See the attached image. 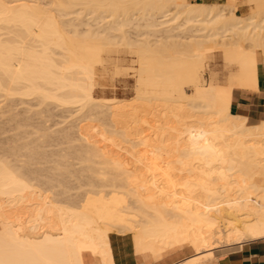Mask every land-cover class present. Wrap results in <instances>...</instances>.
Here are the masks:
<instances>
[{"label":"bare ground","instance_id":"1","mask_svg":"<svg viewBox=\"0 0 264 264\" xmlns=\"http://www.w3.org/2000/svg\"><path fill=\"white\" fill-rule=\"evenodd\" d=\"M39 1L0 0V99L78 107V120L91 114L98 122L105 114V134L83 136L84 141L120 144L134 165L128 168L108 150L89 153L86 159L99 157L106 167L94 170L97 182L86 186L80 200L81 194L60 203L47 195L52 189L43 191L26 171L0 159V264H83L86 251L109 262L113 255L105 250L114 231H134L137 251L151 252L156 261L177 249L197 252L179 264L211 259L216 246L264 239V121L252 126L232 111L233 85L258 91L257 68L264 62V17H258L264 14V0H228L230 12L188 0H48L51 9ZM240 2L252 5L254 13L236 15ZM77 7L101 20L112 17V27L105 36L82 32L80 24L64 23L54 13L70 16ZM134 9L141 10L153 35L178 34L152 40L150 32L129 40L122 28L129 18L118 21L134 15ZM212 44L223 50L227 66L238 67L229 89H222L213 73L205 80ZM121 46L138 63L135 101L143 115L162 109L156 126L147 116L149 122L141 121L152 125L150 134L126 126L131 117H145L135 119L138 109L95 97L97 67H105L106 55L119 53L113 49Z\"/></svg>","mask_w":264,"mask_h":264},{"label":"rangeland","instance_id":"2","mask_svg":"<svg viewBox=\"0 0 264 264\" xmlns=\"http://www.w3.org/2000/svg\"><path fill=\"white\" fill-rule=\"evenodd\" d=\"M124 1L125 3H128L130 0L127 1L123 0V2ZM188 1L193 4H206V5L217 4L222 8H224L225 5L231 6V3H229L228 0H188ZM39 3L43 5L42 6L40 4L43 7V9H51L50 7L51 5L49 4L50 2L48 0L47 1L40 0ZM48 5L49 7L47 8ZM228 6L227 8L225 6V8L228 10L233 9V7L228 8ZM80 8L82 7H77L74 10L71 9L72 11L69 10L70 16L67 13L66 14L61 12L58 13L57 11L54 13L55 15H58L56 17H58L59 20L64 23L69 24V22H73L74 24L77 23L80 24L79 30L80 31L82 30V32H87V31L94 32L95 30V33L98 34L101 33V36L102 34L103 36H105L106 34L104 31L110 28L109 27L110 25L111 27L113 25L112 17L107 18L105 20L103 19L101 20V18L97 17V15L99 14L83 13L80 10ZM235 10H236L235 11L236 15L240 17H249L254 13V10L252 9V5L248 6L247 4H243V3H239V7ZM73 11L76 12L75 13L76 15L74 14L75 16H73V14L71 13ZM141 13H142L141 10L134 9V15H131L130 17H126V19H123L125 17H122L121 20L119 18L118 23H122V20L124 22L125 20H127V18H129L130 20L129 21L130 24L129 22H127L129 25L126 23V25L122 27V28L125 27L123 30H125L124 32H126V37L129 40L133 41L134 39V41H136L139 39V36H140L139 40H141L142 38L148 36V34L151 32V30L146 27L147 22L140 17ZM77 14L80 15L79 18L77 17ZM83 14L86 15L84 16ZM263 17L264 14L258 17V21H260ZM86 23L88 25H86ZM89 25L90 26L92 25V27H88ZM111 33L116 35L119 34L116 32L114 33V31ZM150 34H151V39L155 40L156 38L162 39L163 36L176 35L178 34V32H173L171 34H165V35L161 33L153 35L152 32ZM182 35L185 36L186 34H182ZM189 35L191 34H188V36ZM119 39L121 40V38ZM212 47L213 48H211L210 51L208 52L209 54L208 56H210L209 57L210 62H209V69L205 73V80L208 83L211 79V73H213L214 75L217 76L216 77V79L218 80L217 84L222 86L221 87L222 89L229 86L227 87L229 89L231 87L229 85L230 84L229 80L231 79L232 76H234L237 73L238 67L235 65L227 66L226 62L223 59V53H222L223 50L218 45L217 47H215V45L212 44ZM245 47L248 48V45L245 44ZM115 50H118L119 53L116 54L114 53L112 54V56L106 55L105 67L103 66L97 67L96 82H95V97L100 102H104V100L109 99V100H114L115 102H120L124 105H127L128 107L132 105V107H129L130 109L132 108L131 111L132 110L134 111L135 110L134 108L138 109L137 111L135 110L136 114L134 115L135 117L137 115V117L136 118L134 116L133 117L136 120L137 118L140 119L145 116L143 114H145L146 112H143L139 102L137 100L135 101L136 73H137L138 63L136 62L135 56L130 54V50L127 47L121 46L119 48L113 49V51ZM184 87L188 94H192L193 88L191 86L186 85ZM227 88L226 90H228ZM235 89H240L244 92H248L247 90H243L233 85V89H232L233 95ZM38 100L39 99H34V98L24 99L23 97L21 98L13 97L10 98L9 100L8 99L5 100L4 98L0 99V159L3 161L8 160L9 163L11 162L12 165L16 166V169L19 168L21 170L20 172L22 173L26 171L25 172L26 178H28L27 177L28 174L30 179L33 180L36 179V182H38L39 187L43 191H48L47 189H49L50 191L52 189L51 192L53 194L51 196L47 193L49 197H54L60 203L62 202L69 203L74 201V199L76 201L78 198H79L78 200H80V197L85 194V190L87 189L86 186L92 182L93 183L97 182V179H95L94 177V170L96 169L99 170V168L101 167L104 168L106 167V165H103L101 158L99 157L93 158L92 156L90 159L89 158L86 159L89 156L88 155L89 153H94V154L98 153L99 155H101L108 150L109 152H113L112 154H114L117 157L121 156L120 158L125 163V165L126 163H128L127 165L129 166L128 168L130 169L133 168L131 166L134 165V157L129 155L126 150H123L121 148L123 147L122 145L120 144L113 145L110 143L108 144L104 143L102 144V146H98L96 144L88 142L87 140L84 141L85 138L87 137H91L92 139L95 138L100 139L102 135L105 134L106 132L105 130H108L107 115H106L107 118L104 116L105 114L103 115L105 117L103 120H102L103 116L102 117L98 116L100 117L101 121L97 119L98 122H96L95 120L93 122V120L89 118V115L91 114L87 113L86 111L84 116L89 114L87 116L88 118L85 117L86 119L83 118L78 120L77 115L78 116L81 115V114H76L78 112L77 111L78 107L75 108V107L67 106L65 108L57 103L54 104L52 102L51 103L47 102V104H49L47 105L46 103H42L40 100H39L40 102H38ZM139 108L142 111H140ZM157 109H159L161 113ZM241 110L242 109H240L239 112L237 113L234 112L233 113L247 117L249 125L252 126L259 125L262 124V122L264 121V111L259 119L249 120L248 114L244 113ZM10 111L11 113H9ZM157 111L160 113L159 115ZM150 112L147 113L150 116L148 115L146 116L148 117V119H150L149 120L150 123L154 126L157 123V122L155 123L156 118L157 117L159 118L160 116L159 119H161L162 109L157 107L156 109H154V111L150 110ZM139 113L142 114L140 115ZM155 113L157 114V116L155 115L156 117L154 116ZM138 115L140 117H138ZM151 115L154 116L155 118H152ZM146 116L142 118V120L141 119L139 120L140 124L137 123L138 125L136 124V122L139 121H135L131 117L132 119L129 118L128 121L126 120V124L129 125L126 126L133 133H134V128L142 129L143 127V129L145 128L147 130L146 131L144 129V132L146 134L147 132H149L148 134H150L152 133V130H150L152 128L151 127L152 125L146 126L144 123H143L144 125H141L143 119L144 122L146 121L145 120V118L147 119ZM148 119L146 122H149ZM39 131L41 134L39 133ZM42 134H43V139L41 138ZM44 134H46L47 136L45 137ZM83 136H85V138H83ZM116 141L120 143L122 142L120 138H116ZM84 159L87 162H85ZM168 159L166 160L167 161L174 160L172 158H170L169 160ZM148 163L150 162L144 163L146 167L152 166V164L149 165ZM144 164H140L139 167L145 170L146 167ZM164 165L165 164H163V166ZM79 194L81 195L79 196ZM23 211L22 212L25 213L26 210ZM216 247L217 248L215 251H220L225 249L227 246L223 245L222 247L221 246H216ZM186 249L190 253L195 252L191 247H188ZM203 261L205 262L206 258L205 259L201 258L198 262L199 264H204Z\"/></svg>","mask_w":264,"mask_h":264},{"label":"crops","instance_id":"3","mask_svg":"<svg viewBox=\"0 0 264 264\" xmlns=\"http://www.w3.org/2000/svg\"><path fill=\"white\" fill-rule=\"evenodd\" d=\"M257 84L258 91L244 92L240 89L234 90L232 106L234 113L242 109L241 111L248 114L249 120H256L262 116L264 111V62L260 63L257 68ZM114 232L109 234L108 248L106 247L107 251L105 250L106 253L108 252L107 256L113 255V261L112 257L109 258V262L111 261L109 263L107 262L108 257H106L107 259L103 258V256L101 258L99 254L86 251L82 255L83 264H103V261L106 264H179L198 255L196 252L190 253L184 248L165 252L156 261L157 257L155 258L151 252L137 251L134 231L121 232L122 234L118 232L121 235L116 231ZM137 252L139 254H136ZM208 258H206L208 259V262L205 261L206 264H264V239L227 246L223 250L215 251L214 257H211L212 260L210 257Z\"/></svg>","mask_w":264,"mask_h":264}]
</instances>
